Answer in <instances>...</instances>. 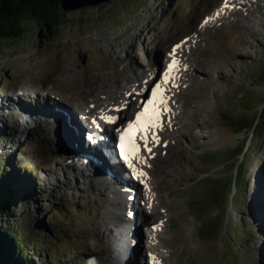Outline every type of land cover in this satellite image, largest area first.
<instances>
[{
  "label": "rangeland",
  "instance_id": "rangeland-1",
  "mask_svg": "<svg viewBox=\"0 0 264 264\" xmlns=\"http://www.w3.org/2000/svg\"><path fill=\"white\" fill-rule=\"evenodd\" d=\"M219 2L112 0L70 12L59 7L63 20L52 34L31 25L23 38L0 41V162L31 192L28 202L0 214V225L25 239L24 254H33L35 263L111 264L110 230L100 218L113 211L107 207L112 194L105 180L76 169L69 137L57 134L62 115L55 116V108L76 111L101 94L118 97L131 83L128 77L141 75L165 47L199 33L202 43L191 60L202 64L203 51L199 68L208 75L193 73L197 84L180 98L186 101L189 130L179 131L181 143L174 137L177 143L161 154L167 157L153 163L160 201L155 221L163 207L169 209L164 243L173 252L169 263L178 257L179 264H195V256L205 255V264H264V131L244 156L249 129L219 120L221 113L241 120L259 111L264 32L198 29ZM232 62L238 71L222 68ZM19 88L39 95L17 100ZM46 92L51 98L42 97ZM69 151L71 162L65 164ZM180 156L184 160L176 161ZM186 238L190 253L182 249Z\"/></svg>",
  "mask_w": 264,
  "mask_h": 264
},
{
  "label": "bare ground",
  "instance_id": "bare-ground-1",
  "mask_svg": "<svg viewBox=\"0 0 264 264\" xmlns=\"http://www.w3.org/2000/svg\"><path fill=\"white\" fill-rule=\"evenodd\" d=\"M216 11L219 12V15L216 17L214 16V14L209 16V18L207 19L208 23L202 24L200 29L204 31L206 30L216 31L223 27L231 28L233 26H240L246 29V32H248L250 36H254L258 32L260 34H263L262 32H264V0H230L228 7L226 8L219 7ZM250 16H252V19H250V21H247L246 19L249 18ZM200 43H202V40L198 36H193L191 37V40L189 42L175 41V43L168 45V47H170V50L166 51L167 48L165 47L164 51L161 53L162 60L166 58L171 59L173 57L171 54L172 50L175 49L177 45H182V48L178 50V54L176 56V60H177V66L175 68L176 74L172 79L174 87L176 88L167 90V93L170 97L171 109L168 113L165 114V122L162 126V130H156L152 134V137H158V142L152 141V143H150L147 146L151 148V152L140 154L144 157L143 161L140 159H136L134 162L140 176L138 178L137 184L135 185V183H133V185H131L120 174H117L116 175L117 177L114 179L108 178L110 183L112 184L115 183L116 186L119 187L117 192L112 191L114 197L109 199L107 206V207H112L110 209L113 211H110L108 209L107 212L103 213V215L100 218L101 225L106 229L110 230L108 231L109 242L106 253L110 258L109 260L111 261V264H134L135 259L128 256L129 251H133L136 256L144 258L145 259L144 264H174L172 262L169 263V260L171 259L173 252L170 250V247H166L164 244L167 239V236L165 235V230L169 223V209L163 207L162 211L160 212V217H158L157 219L158 223H156L155 227H151L149 231L148 230L143 231V229L140 228V226H133V218H134L133 215L131 216V221H130L128 218H124V215L121 213V211L124 208V206L127 207V202H128L127 198L129 196L135 195L139 199L138 200L139 204L141 202H144V205L146 207L145 210H147L146 213L148 212L150 216L158 215L157 207L159 206L160 201L158 194L156 192L157 188L153 177L154 176L153 163L157 160V157H167V154L166 156L161 154L168 153L167 148L170 146L171 143L173 145L177 143V141L175 142L174 137H177L178 142L181 143V133H179L178 136V132L183 130L187 126L191 125V124L187 125L186 122L187 119H189V117L185 118V116L188 115L187 112L185 111L186 101L183 100L184 103L180 102V98L182 95H186L184 91H186L189 88V86L191 87L195 83L197 84L198 82V78L196 76L197 74L195 75L193 73H196L201 70L205 72L203 69L199 68V65L201 64L200 62H198L197 64V61L195 62V60H191V58L193 59V55L195 54V52L198 51ZM260 46H262V44H260ZM202 52L203 51H200L199 55L204 60L205 57L203 56L204 54ZM203 60H202V64H204ZM157 62L160 61L157 59L156 63ZM236 66L237 65L234 62L225 63V64L223 63L222 68H226V69L230 68L234 71L236 70ZM131 69H132L131 71H133V68ZM205 74L207 73L205 72ZM149 75H152V73H150ZM139 76L137 74H132L131 76L128 77V79L132 82V85L130 87L123 88V91L119 95V102H120L119 104L110 105L109 103L116 97L111 98L110 95L109 94H108L109 96L106 95L105 92H104L105 94H101V95H105L104 97L102 96L98 100L92 99L93 101H91L88 104V106L84 108L86 117L89 120L91 118H94V120H99L98 118L100 117H112L115 114L122 116L123 111L121 110V107L123 106L125 101L130 100V96L133 94L134 91V89H130V88L133 87V85L139 81H140L139 83L140 87L143 86V83L141 81H143L146 76L144 77L143 74L141 77ZM106 91L108 92V90ZM19 93L30 95L32 92L30 93L24 90L18 92V94L16 95H19ZM212 94L216 98L219 97L220 95L217 89ZM188 95H190L191 98L193 97L192 93ZM101 102H103V104H100ZM93 106L94 108L92 109ZM195 107L197 106H193V108ZM59 110L60 112L57 110L53 111L55 116H58V114L62 115L60 121V127L58 129L57 134L61 132L63 136L67 135L69 137V140H67V142L71 143V147L72 144L75 145L74 148H72V151H74V153L76 154L78 150L81 148V146L83 147L84 143L78 142V140L74 136L75 133L73 131L72 133L64 122L66 120L64 113L65 112L70 113V112L67 109L66 111L61 107H59ZM184 118L186 120H184ZM167 119H169V122H167ZM202 122L200 125H202ZM69 124H73V121L70 120ZM187 130H189V128ZM165 142L168 144V146L167 148H162L161 145L162 143ZM179 159H181V161L184 160L183 156L177 157L176 161H178ZM144 161H146V163ZM75 162L80 166V167H78L77 165L75 166L78 171H81V168L84 169L83 168L84 166H86L85 168H87L88 161L84 163L85 165H82L81 159H77L75 160ZM186 162H188V160H186ZM141 173H144L146 175H140ZM91 174L93 175V172H91ZM134 177L136 178L135 175ZM119 197H124V200H121V202H117L116 200ZM129 208H130V212H134V205L129 206ZM160 222H162L161 225ZM147 223H150V221L147 220ZM109 225H110V229H109ZM188 241L189 239L186 238L182 249L190 253L191 246L189 245ZM205 257H206L205 255H199L197 257L195 256V261L193 263L205 264L204 263V260L206 261ZM192 258H194L193 255ZM179 262H180V258L177 257L175 263L179 264Z\"/></svg>",
  "mask_w": 264,
  "mask_h": 264
},
{
  "label": "trees",
  "instance_id": "trees-1",
  "mask_svg": "<svg viewBox=\"0 0 264 264\" xmlns=\"http://www.w3.org/2000/svg\"><path fill=\"white\" fill-rule=\"evenodd\" d=\"M59 7L60 0H0V41L23 38L31 25L52 34L63 20V11ZM261 76L264 77L259 75L257 79L260 80ZM219 120L230 125L237 124L240 131L249 129L250 136L246 138V146L242 149L246 148L243 154L245 156L251 149L253 137L264 131V98L252 119L234 120L230 115L221 113ZM24 185L26 184L21 176L0 162V214L30 200L31 192ZM24 244L25 239H21L11 227L0 225V264H37L33 261V254H29L31 258L24 254Z\"/></svg>",
  "mask_w": 264,
  "mask_h": 264
},
{
  "label": "snow or ice",
  "instance_id": "snow-or-ice-1",
  "mask_svg": "<svg viewBox=\"0 0 264 264\" xmlns=\"http://www.w3.org/2000/svg\"><path fill=\"white\" fill-rule=\"evenodd\" d=\"M224 7H228L225 3ZM219 15V12L217 13ZM205 23H208L206 20ZM182 48V45H177L175 49L172 50L173 61L168 66V71L164 73V81L160 84H155L154 88H150L152 92V99L147 101V107L143 111L139 112L135 116L134 122H129L127 128L121 131L119 136V150L120 156L123 160L128 163L129 167L133 166L136 159L144 160V157L140 155L137 151L136 140H138L142 135L150 133L152 129L162 130V120L164 119V112L170 111L168 108V95L165 85H169L173 77L170 73L177 66L176 56L178 50ZM101 120L108 124H116L117 117H101ZM99 128L100 125L97 124L96 120L92 121ZM153 142H158V137H152ZM145 147L149 152L151 148H148V140H145ZM146 163V161H144ZM133 174H136V170L133 169ZM140 175H146L141 173ZM139 178V177H138Z\"/></svg>",
  "mask_w": 264,
  "mask_h": 264
},
{
  "label": "water",
  "instance_id": "water-1",
  "mask_svg": "<svg viewBox=\"0 0 264 264\" xmlns=\"http://www.w3.org/2000/svg\"><path fill=\"white\" fill-rule=\"evenodd\" d=\"M112 0H60V8L64 12L75 11L88 7L110 3Z\"/></svg>",
  "mask_w": 264,
  "mask_h": 264
}]
</instances>
